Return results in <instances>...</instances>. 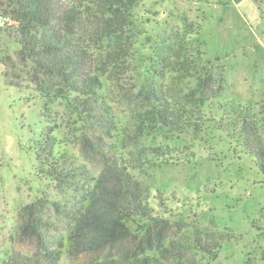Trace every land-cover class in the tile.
Here are the masks:
<instances>
[{"label":"trees","instance_id":"obj_1","mask_svg":"<svg viewBox=\"0 0 264 264\" xmlns=\"http://www.w3.org/2000/svg\"><path fill=\"white\" fill-rule=\"evenodd\" d=\"M144 3L0 0L8 19L0 32L18 45L15 57L0 54L5 83L28 81L47 101L63 102L80 124L83 157L61 145L56 125L40 132L36 172L72 193L65 203L37 198L22 206L15 237L28 250L0 254V264H208L233 237L171 220L174 198L138 172L190 160L169 133L212 121L264 177V88L257 103L225 94L221 56L208 57L201 24L186 16L140 43L150 38L137 24ZM157 134L165 140L156 143Z\"/></svg>","mask_w":264,"mask_h":264},{"label":"rangeland","instance_id":"obj_2","mask_svg":"<svg viewBox=\"0 0 264 264\" xmlns=\"http://www.w3.org/2000/svg\"><path fill=\"white\" fill-rule=\"evenodd\" d=\"M259 1L264 4V0H145L137 24L150 38L142 37L140 43L155 40L171 24L181 25L180 16H186L201 24L198 36L205 41L208 57L221 56L225 94L260 102L264 18ZM12 36L0 32V54L15 57L18 45ZM143 62L140 57L129 65L125 84H129L132 70ZM2 71L0 63V254L4 255L28 250L15 237L22 206L37 198L65 203L72 193L36 172L39 161L35 159L34 141L40 132L56 125L53 135L61 145L78 162L83 157L77 135L80 124L72 123L74 115L65 104L47 101L28 81H23L21 88L7 85ZM213 124L205 121L201 128L169 133L168 138L179 142V151L191 154L190 160L167 161L138 175L148 184L163 188L166 197L174 198L169 205L178 209V214L171 220L232 234L217 259L208 264H264V177L254 159L235 151L233 143ZM164 140L160 134L154 138L156 143ZM88 167L93 173L97 170L91 164Z\"/></svg>","mask_w":264,"mask_h":264},{"label":"built area","instance_id":"obj_3","mask_svg":"<svg viewBox=\"0 0 264 264\" xmlns=\"http://www.w3.org/2000/svg\"><path fill=\"white\" fill-rule=\"evenodd\" d=\"M8 19L0 15V25H5Z\"/></svg>","mask_w":264,"mask_h":264},{"label":"crops","instance_id":"obj_4","mask_svg":"<svg viewBox=\"0 0 264 264\" xmlns=\"http://www.w3.org/2000/svg\"><path fill=\"white\" fill-rule=\"evenodd\" d=\"M262 8H263V10H264V6H263ZM263 10H262V11H263ZM263 18H264V11H263Z\"/></svg>","mask_w":264,"mask_h":264}]
</instances>
